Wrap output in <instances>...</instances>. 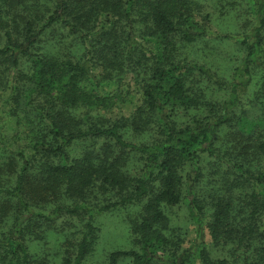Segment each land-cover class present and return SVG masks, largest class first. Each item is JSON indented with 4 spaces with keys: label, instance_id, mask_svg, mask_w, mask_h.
Here are the masks:
<instances>
[{
    "label": "trees",
    "instance_id": "16d2710c",
    "mask_svg": "<svg viewBox=\"0 0 264 264\" xmlns=\"http://www.w3.org/2000/svg\"><path fill=\"white\" fill-rule=\"evenodd\" d=\"M239 1L252 31L235 39L243 56L225 82L177 58L183 46L234 39L197 16L193 0H0V93L31 136L29 155L0 153V264H47L29 256L28 242L61 216L86 218L62 263L81 264L97 238L94 217L117 208L134 209L140 252H114L111 264H186L166 215L183 202L191 217H208L212 244L227 251L212 259L201 250V264H264V0ZM52 35L58 46L70 40L68 55L46 49ZM195 77L218 95L209 100ZM125 79L133 99L120 93ZM252 84L263 106L256 127L235 111ZM114 100L132 106L128 115H102ZM178 109L190 114L183 126ZM207 183L216 191L202 198Z\"/></svg>",
    "mask_w": 264,
    "mask_h": 264
},
{
    "label": "rangeland",
    "instance_id": "374dc122",
    "mask_svg": "<svg viewBox=\"0 0 264 264\" xmlns=\"http://www.w3.org/2000/svg\"><path fill=\"white\" fill-rule=\"evenodd\" d=\"M45 0H39V6ZM227 1V2H226ZM225 4L221 8V4ZM193 10L197 16L208 15L211 28L219 35H231L232 40H205L195 45L183 46L177 53L178 59H187L194 61L199 65H203L209 71L217 75L223 81L231 80L232 68L239 63L243 56L241 47L235 42L236 38L248 36L252 31V18L247 12L245 2L239 0H193ZM225 9V10H224ZM53 36V35H52ZM56 37L47 43L46 49L52 52H58L60 55H68V43L65 40L64 45L56 44ZM1 43V41H0ZM74 44V43H73ZM79 48L75 45L72 52L77 53ZM51 52V53H52ZM70 52V49H69ZM130 81L124 80L123 86L120 88L122 97L127 93L131 94L133 99L135 94L131 92L129 87ZM194 84L200 88L206 97L211 100L212 96L218 95L217 90L202 77H195ZM257 86L253 84L247 92L241 97L240 103L236 107V114L246 112L251 122L246 121L245 125L256 127L258 125V117L263 112V106L256 104L254 100L257 96ZM6 93H0V153H23L29 155L31 136L26 129V123L22 113L16 110L15 105L9 100ZM115 104V105H114ZM118 101L107 106L102 115L105 118H117L120 112L128 115L132 106L125 105L118 108ZM190 118L189 112L178 109L175 112L173 121L175 124L183 126ZM236 123V122H235ZM233 131L239 128L245 132L247 127H238L232 123ZM232 132V131H231ZM84 144L78 143L71 149L73 156H78L84 149ZM208 175V173H207ZM211 180V178H210ZM216 191L215 186L202 184L198 195L202 198L212 196ZM134 209H114L104 212L94 217L92 224L98 229L96 241L92 251L85 257L81 264H111L109 256L114 252L136 251L140 252L134 237L130 232L129 221L133 218ZM186 207L185 202L172 206L167 209L166 215L169 219V230L179 235L182 240L181 249L187 252L188 258L186 264H201L199 252L205 250L212 259H219L226 256L227 251L217 249L211 241L206 223L208 217L196 216L191 217V212ZM248 211V209L246 210ZM85 217L77 216H61L55 222L50 224L49 229L40 234L33 236L28 242L29 256L33 259L46 261L47 264H62L64 260H72L75 255L77 245L81 241L85 230ZM174 230V231H173ZM166 254L165 252H159ZM116 264H131L130 258H121ZM155 264V263H153ZM239 264V263H237Z\"/></svg>",
    "mask_w": 264,
    "mask_h": 264
}]
</instances>
